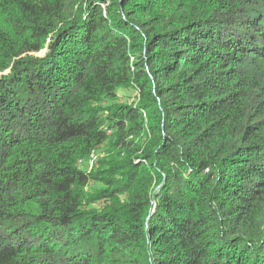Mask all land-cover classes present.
I'll return each mask as SVG.
<instances>
[{
    "label": "trees",
    "instance_id": "trees-1",
    "mask_svg": "<svg viewBox=\"0 0 264 264\" xmlns=\"http://www.w3.org/2000/svg\"><path fill=\"white\" fill-rule=\"evenodd\" d=\"M0 264H264V0H0Z\"/></svg>",
    "mask_w": 264,
    "mask_h": 264
},
{
    "label": "rangeland",
    "instance_id": "rangeland-1",
    "mask_svg": "<svg viewBox=\"0 0 264 264\" xmlns=\"http://www.w3.org/2000/svg\"><path fill=\"white\" fill-rule=\"evenodd\" d=\"M120 99L122 102L132 100V99H123V98H120ZM109 162H110V164H112L114 166H119V165L124 163L122 159L117 158L116 154H110L107 150H105V151L102 150V151L93 152L90 155L89 159L86 162H84V164H85L84 168L90 172V171H94L100 165H101V167H103L104 165H106ZM137 162H139V160H137ZM118 168H120V167H118Z\"/></svg>",
    "mask_w": 264,
    "mask_h": 264
}]
</instances>
